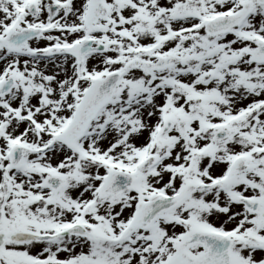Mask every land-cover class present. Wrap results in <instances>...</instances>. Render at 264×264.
<instances>
[{
  "label": "snow or ice",
  "instance_id": "obj_1",
  "mask_svg": "<svg viewBox=\"0 0 264 264\" xmlns=\"http://www.w3.org/2000/svg\"><path fill=\"white\" fill-rule=\"evenodd\" d=\"M0 264H264V0H0Z\"/></svg>",
  "mask_w": 264,
  "mask_h": 264
}]
</instances>
